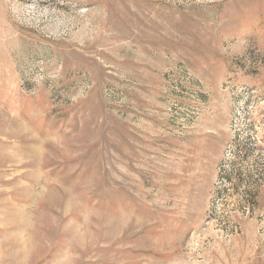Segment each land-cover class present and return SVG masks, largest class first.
Listing matches in <instances>:
<instances>
[{"label": "rangeland", "instance_id": "374dc122", "mask_svg": "<svg viewBox=\"0 0 264 264\" xmlns=\"http://www.w3.org/2000/svg\"><path fill=\"white\" fill-rule=\"evenodd\" d=\"M0 264H264V0H0Z\"/></svg>", "mask_w": 264, "mask_h": 264}]
</instances>
